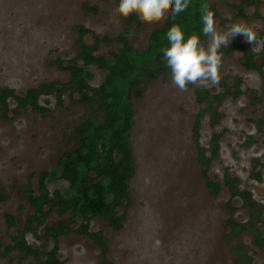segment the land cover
Here are the masks:
<instances>
[{"label": "rangeland", "instance_id": "obj_1", "mask_svg": "<svg viewBox=\"0 0 264 264\" xmlns=\"http://www.w3.org/2000/svg\"><path fill=\"white\" fill-rule=\"evenodd\" d=\"M119 3L0 0V89L7 87L24 96L28 89L42 84L67 83L69 73L59 70L55 60L67 63L76 57L79 26L100 38H115L124 32ZM239 3L210 0L217 13L216 28L223 33L233 24L247 26L260 41L255 50L243 35L236 36L241 47L222 55L217 84H189L186 91H180L172 84L168 67L134 104L130 131L134 173L128 199L117 209L124 215L122 227L113 229L100 218L88 224L90 232L101 233L106 239L105 256L112 264H234L242 255L250 257L251 264H264V247L256 245L257 232L264 237V79L239 61L246 45L262 53L264 0L246 6L242 13L236 8ZM167 19L131 28L127 43L144 50L151 34ZM209 40L206 36L200 41L207 48ZM84 41L94 44L90 35ZM118 46L111 40L100 44L96 53L110 58ZM255 62L263 66L264 75L261 55ZM87 70L89 84L98 86L105 72L93 66ZM198 89H208L218 97L212 102L219 115L216 122L210 123L213 115L205 113L196 135L206 148L212 135L218 136V151L207 171L220 185L218 192L209 189L201 176L193 127L196 114L208 104L197 100ZM73 99H77L76 94ZM38 103L43 111L30 106L15 109L11 98L7 110L0 106V264H38L34 257L5 251L33 213L23 193L29 188L36 191L38 175L54 170L62 157L73 152L71 134L89 114L86 105L71 101L68 95L61 105L53 94L41 95ZM224 175L236 178L234 188L224 181ZM66 187L62 182L49 183L50 192ZM242 191L251 193L255 208L263 207L259 220L250 221L248 210L235 193ZM5 215L13 218L14 227L8 228ZM68 219V214L59 218L49 213L36 235L26 233L27 244L44 256L55 244L44 236L45 227ZM231 219L245 227L233 234L228 224ZM79 224L70 227L76 229ZM56 244L57 256L64 264L101 263V248L84 235L73 231L59 236Z\"/></svg>", "mask_w": 264, "mask_h": 264}, {"label": "trees", "instance_id": "obj_2", "mask_svg": "<svg viewBox=\"0 0 264 264\" xmlns=\"http://www.w3.org/2000/svg\"><path fill=\"white\" fill-rule=\"evenodd\" d=\"M258 0H240L236 8L240 13L246 6L255 5ZM207 10L217 15L216 10L210 0H190L188 8L173 18L171 13L163 26L154 31L147 40L144 50H136L126 41L127 34L131 28L143 23L136 14L124 18L125 30L115 38L98 37L94 31L79 26L77 29V55L74 59L63 62L56 59L57 68L69 73L67 83H46L36 88H30L24 96H18L13 89L3 87L0 89V106L7 110L8 100L11 98L16 103L15 109L30 106L34 110L43 111L38 103L41 95H55L56 102L61 105L63 98L68 95L71 101L86 105L89 114L82 119L77 129L72 132L71 140L75 143L73 152L62 157L57 167L50 172H41L38 175L36 191L28 189L24 191L23 197L32 207L33 213L26 219L24 229L12 236V244L6 246V252L16 251L20 257H34L38 264H64L57 256L58 248L56 241L59 236L76 232L84 235L102 250V260L100 264H112L105 256L106 239L101 233L89 231L88 224L94 218H100L107 222L113 229L122 227L124 215L119 214L117 209L125 205L129 196V181L134 173V158L130 143V131L133 122V108L146 90V86L151 81L168 70L166 61L163 58V50L170 47L167 39L168 30L175 24L181 26L185 33V40L196 35L203 40L206 38L202 29L203 11ZM90 35L93 45H88L84 41ZM119 43L116 51L110 58L97 54L100 44L110 41ZM237 39L227 47H222V55L229 54L233 49L240 48ZM243 52L239 61L246 70H255L264 79L262 65L255 62L258 53L254 52L250 46L242 47ZM264 51V46H263ZM260 55L264 58L263 52ZM264 61V60H263ZM93 66L105 72L103 81L98 86H91L89 78L91 74L87 70ZM197 100L208 104L199 110L195 116L193 132L195 133V143L198 151V160L201 169V176L209 189L218 192L220 185L212 181L208 174V167L213 156L218 151L217 134H213L209 148L203 147L197 140V129L200 126V119L205 113H211L212 122L218 118L216 109L212 102L218 98L212 96L208 89L196 90ZM76 94L77 99L73 96ZM210 120V121H211ZM259 177L257 174H253ZM224 181L230 183L231 187L236 178H229L224 175ZM62 182L66 184V189L56 188L49 191V183ZM36 192V193H35ZM242 200V205L250 214V221L259 220L263 207L252 200L250 192H235ZM0 198L2 195L0 194ZM228 207L233 210L230 204ZM55 213L59 218L69 215L66 222L59 220L56 225L45 227L44 236L55 241L54 246L48 250L44 256L40 250L32 248L27 244L25 235L37 231L45 222V217L49 213ZM8 228L15 226L13 218L5 215ZM79 222L76 229H71L70 225ZM228 224L232 228L233 234L244 228V224L231 219ZM253 225L252 222H250ZM257 232V230H255ZM256 245L264 247V237L258 232ZM245 258H242V257ZM240 256L234 264H251V258L247 255Z\"/></svg>", "mask_w": 264, "mask_h": 264}, {"label": "clouds", "instance_id": "obj_3", "mask_svg": "<svg viewBox=\"0 0 264 264\" xmlns=\"http://www.w3.org/2000/svg\"><path fill=\"white\" fill-rule=\"evenodd\" d=\"M190 0H120L118 12L124 17L136 14L146 24L162 22L169 13L175 18L189 6ZM203 33L210 37L207 48L196 35L185 40L181 26L173 25L167 32L170 47L163 50V58L171 70L172 84L180 91H186L189 84L199 86L215 85L220 79L222 54L220 49L227 47L236 36L243 35L256 49L260 41L247 26L233 24L226 32L216 28L214 13L207 10L202 15Z\"/></svg>", "mask_w": 264, "mask_h": 264}, {"label": "flooded vegetation", "instance_id": "obj_4", "mask_svg": "<svg viewBox=\"0 0 264 264\" xmlns=\"http://www.w3.org/2000/svg\"><path fill=\"white\" fill-rule=\"evenodd\" d=\"M248 46H249V45H248ZM262 52H263V54H264V51H263V49H262ZM258 55H260V53H258ZM258 55H257V56H258ZM261 57H262V56H261ZM262 58H263V57H262ZM263 60H264V58H263Z\"/></svg>", "mask_w": 264, "mask_h": 264}]
</instances>
